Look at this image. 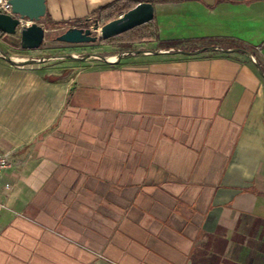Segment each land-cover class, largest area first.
Here are the masks:
<instances>
[{
  "label": "crops",
  "instance_id": "0c3cea01",
  "mask_svg": "<svg viewBox=\"0 0 264 264\" xmlns=\"http://www.w3.org/2000/svg\"><path fill=\"white\" fill-rule=\"evenodd\" d=\"M114 1L45 0L41 23ZM130 1L158 39L118 64L0 56V264H264V79L161 46L235 40L264 70V0Z\"/></svg>",
  "mask_w": 264,
  "mask_h": 264
},
{
  "label": "water",
  "instance_id": "95a60500",
  "mask_svg": "<svg viewBox=\"0 0 264 264\" xmlns=\"http://www.w3.org/2000/svg\"><path fill=\"white\" fill-rule=\"evenodd\" d=\"M12 12L19 15L23 19H27L31 22L30 25L23 28L19 36L20 48L26 51L38 50L44 43L45 31L41 26V21L46 14L45 0H9ZM154 19L153 6L150 3H141L132 10L121 15V17L106 23L99 25L94 22L90 29L88 28H68L58 37L56 41L66 45H81V44H94L96 42H102L116 36H119L135 27L151 22ZM18 21L9 16L0 14V32L6 36H16V27ZM207 50H216L215 48H203L189 55L201 54ZM224 53H243L250 61L256 64L259 75L264 79V74L261 68L256 63L255 58L250 52L242 51L239 49L226 50ZM143 53L140 51H128L123 52L116 60L111 58H103L99 56H91L90 58H82L77 56H64L57 58H40L30 59L21 62L15 61L3 52L0 51L1 57L9 64L22 67L32 64H42L50 60H66L71 59L78 62L88 61L92 59H99L106 65L118 64L126 55H135Z\"/></svg>",
  "mask_w": 264,
  "mask_h": 264
},
{
  "label": "trees",
  "instance_id": "16d2710c",
  "mask_svg": "<svg viewBox=\"0 0 264 264\" xmlns=\"http://www.w3.org/2000/svg\"><path fill=\"white\" fill-rule=\"evenodd\" d=\"M140 3L130 1V0H115L114 2L100 7L95 11L94 21L100 25L109 23L119 16L125 14L126 12L132 10ZM49 28H59L62 27V24L49 23ZM6 35L0 32V40H3ZM157 28L154 20L146 24L135 27L119 36L100 42L101 45H117L121 49V53L128 51H135L136 47L141 44H148L154 41H157ZM162 47H174V51L181 53H190L204 47L218 48V50H235L239 49L242 51L250 52L253 57L256 59V54L251 49H248L246 46L237 42L235 40H195L190 42H181L170 44H162ZM42 47V46H41ZM218 53V52H216ZM229 56V55H228ZM258 63V61H257ZM259 67L260 64L258 63ZM261 68V67H260ZM262 73L264 70L261 68Z\"/></svg>",
  "mask_w": 264,
  "mask_h": 264
},
{
  "label": "rangeland",
  "instance_id": "374dc122",
  "mask_svg": "<svg viewBox=\"0 0 264 264\" xmlns=\"http://www.w3.org/2000/svg\"><path fill=\"white\" fill-rule=\"evenodd\" d=\"M100 25V24H99ZM47 32L42 47L38 50L26 51L20 48L19 38L16 36H6L3 40H0V50L9 58L21 62L30 59L40 58H57L64 56H77L82 58H90L91 56H99L103 58H112L114 54L120 56V50L116 45H101L99 42L94 44H81V45H66L56 41V37L66 31V28H49L45 25ZM148 49L149 46L144 47ZM141 50V49H140ZM142 51V50H141ZM1 56V55H0ZM117 56V58L119 57ZM116 58V59H117ZM3 59V58H2ZM115 60V59H114ZM62 60H50L42 63L44 68L50 69L55 65H58Z\"/></svg>",
  "mask_w": 264,
  "mask_h": 264
},
{
  "label": "built area",
  "instance_id": "2783aa9c",
  "mask_svg": "<svg viewBox=\"0 0 264 264\" xmlns=\"http://www.w3.org/2000/svg\"><path fill=\"white\" fill-rule=\"evenodd\" d=\"M0 14L9 16V17L16 19L18 21V26L16 27V37H18V38H19L23 28H25L26 26L31 24V22H29L27 19H23L19 15H16L12 12L11 5L9 4V0H0ZM119 17H121V16H119ZM94 22L95 21H93V20H88L86 22H83L80 26H77V27L76 26H66L65 28H66V30L68 28H88V29H90ZM40 24L43 27L45 34H46L47 29L45 27V24H43V23H40ZM13 167H14V163L9 158V154L0 152V173L8 172V171L12 170Z\"/></svg>",
  "mask_w": 264,
  "mask_h": 264
}]
</instances>
